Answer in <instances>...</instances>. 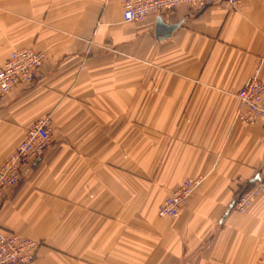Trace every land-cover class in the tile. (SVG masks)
<instances>
[{"label":"crops","instance_id":"obj_1","mask_svg":"<svg viewBox=\"0 0 264 264\" xmlns=\"http://www.w3.org/2000/svg\"><path fill=\"white\" fill-rule=\"evenodd\" d=\"M127 23L122 0H0V63L46 53L0 103V162L36 120L52 144L8 190L0 229L42 243L31 264H264V194L231 209L264 169V116L236 119L264 82V0L181 5ZM202 182L177 218L158 206Z\"/></svg>","mask_w":264,"mask_h":264},{"label":"built area","instance_id":"obj_2","mask_svg":"<svg viewBox=\"0 0 264 264\" xmlns=\"http://www.w3.org/2000/svg\"><path fill=\"white\" fill-rule=\"evenodd\" d=\"M242 0H122L123 18L127 23L139 22L150 15H164L181 5L204 9L214 4H224L237 8ZM46 58L43 51L32 47L14 49L0 63V103L15 88L34 82L39 69ZM240 108L236 119L253 123L264 116V83L258 76H250L237 91ZM53 126L50 116L34 121L28 128L25 137L14 151L0 162V209L5 202L8 190L18 186L25 169L34 164L52 142ZM197 179H188L168 196L160 206V215L177 216L180 208L187 202L198 185ZM264 192V176L255 187L237 200L239 210H245L250 201ZM40 245L38 240L25 237L16 232H5L0 229V264H31L37 256Z\"/></svg>","mask_w":264,"mask_h":264},{"label":"rangeland","instance_id":"obj_3","mask_svg":"<svg viewBox=\"0 0 264 264\" xmlns=\"http://www.w3.org/2000/svg\"><path fill=\"white\" fill-rule=\"evenodd\" d=\"M20 48H22V47H20ZM16 49H19V48H16ZM44 52V51H43ZM46 54V53H45ZM46 59V58H45ZM256 74H254V75H252V76H255ZM256 76H258V75H256ZM250 77V76H249ZM248 77V78H249ZM258 78H260L259 76H258ZM247 80V79H246ZM245 80V81H246ZM263 82V81H262ZM264 83V82H263ZM244 84V83H243ZM239 102H240V100H239ZM240 108V107H239ZM239 110V109H238ZM263 117V116H262ZM262 117H260L258 120H260ZM258 120L257 121H255V122H253V123H256V122H258ZM253 123H248V124H253ZM52 126H53V124H52ZM53 132H54V127H53ZM52 139H53V133H52ZM51 144H52V142H51ZM50 147V146H49ZM45 153V152H44ZM44 155V154H43ZM42 155V156H43ZM259 176V178L258 179H256V180H252L251 182H249V183H247V184H245V185H242V186H240V187H244V189L242 190V191H239L238 193H237V191L238 190H241V189H239L238 188V190L236 191V193H235V195H234V201H233V204H232V206H231V209H233V210H235V211H238V212H241V213H243V212H245L246 210H248V208L250 207V205H251V203H252V201H250V204L247 206V208L245 209V210H239V208H238V205H237V201H235V200H237L240 196H242L245 192V194H247L251 189H253L254 187H255V184L258 182V180H260V178L261 177H263L264 176V169L260 172V174L258 175ZM257 178V177H256ZM188 179H197L198 181H199V183H198V185L196 186V188L194 189V191H193V194L188 198V200H187V202L186 203H184L183 204V206L180 208V212H179V214L177 215V216H170V215H160V213H159V209H160V206L163 204V202L165 201V199L168 197V196H170L176 189H178V187L179 186H181V184H183V182H185L186 180H188ZM201 182H202V178L201 177H189V178H186V179H184L176 188H174L173 189V191L170 193V194H168L167 196H165V198L162 200V202L159 204V206H158V215L160 216V217H168V218H177L179 215H180V213L182 212V210H183V208L188 204V202H189V200L191 199V197L194 195V193L196 192V190L198 189V187L201 185ZM261 194H264V192H262ZM261 194H259V195H261ZM259 195H257V196H259ZM256 196V197H257ZM255 198V197H254ZM253 198V199H254ZM252 199V200H253ZM39 242H40V245H41V241L40 240H38ZM40 245H39V247H40ZM39 247H38V249H39ZM38 251V250H37ZM37 257V256H36ZM36 259V258H35ZM35 261V260H34ZM33 263V262H32Z\"/></svg>","mask_w":264,"mask_h":264},{"label":"water","instance_id":"obj_4","mask_svg":"<svg viewBox=\"0 0 264 264\" xmlns=\"http://www.w3.org/2000/svg\"><path fill=\"white\" fill-rule=\"evenodd\" d=\"M164 25L165 24L162 21V16L160 15L158 18V29L159 30L162 29V31H164V29H166V30L170 31L172 29V27H174V26H164ZM258 178H259V176H257V178H254L253 181L258 179Z\"/></svg>","mask_w":264,"mask_h":264},{"label":"trees","instance_id":"obj_5","mask_svg":"<svg viewBox=\"0 0 264 264\" xmlns=\"http://www.w3.org/2000/svg\"><path fill=\"white\" fill-rule=\"evenodd\" d=\"M239 189H241V190H238L237 193H238L239 191H242V190L244 189V187H240Z\"/></svg>","mask_w":264,"mask_h":264}]
</instances>
